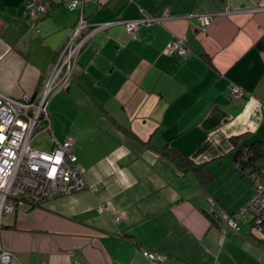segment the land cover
<instances>
[{
    "label": "crops",
    "instance_id": "0c3cea01",
    "mask_svg": "<svg viewBox=\"0 0 264 264\" xmlns=\"http://www.w3.org/2000/svg\"><path fill=\"white\" fill-rule=\"evenodd\" d=\"M26 1L0 0V92L11 97L39 92L79 16L90 26L154 21L91 34L69 85L51 97L44 151L70 138L86 187L2 215L11 264H264V225L236 217L254 187L231 196L222 185L252 182L264 166V147L255 165L235 158L244 142L264 141V0H79L73 10L72 0H43L36 16ZM180 39L186 54L169 53ZM167 145L191 169L164 155ZM205 210L236 217L240 229Z\"/></svg>",
    "mask_w": 264,
    "mask_h": 264
},
{
    "label": "built area",
    "instance_id": "2783aa9c",
    "mask_svg": "<svg viewBox=\"0 0 264 264\" xmlns=\"http://www.w3.org/2000/svg\"><path fill=\"white\" fill-rule=\"evenodd\" d=\"M80 4L81 1L72 0L68 9L73 10ZM45 10L47 4L43 0L26 1V13L29 16H36ZM165 16L167 12L162 17ZM197 16L203 25L209 23L208 14ZM158 19L160 18L155 20ZM151 21H154V18L107 21L90 26L81 15L68 34L60 58L43 84L42 90L36 95L23 94L20 97H11L0 92V220L3 214L12 212L27 202L71 194L86 187V170L77 165V156L72 152L73 144L70 138L56 143L50 151L34 148L31 146V140L39 131L50 129L47 112L49 97L69 85L80 49L91 34L119 22H123L128 32H133L140 25ZM167 51L179 55L186 54L182 39L169 43ZM242 93L241 86L232 84L233 98H238ZM260 108L264 111V101L261 102ZM248 152L246 148H242L238 158L246 160ZM251 177L254 181L252 195L236 217L249 211L252 214L253 226L260 229L264 225V168L253 172ZM236 217L224 214L220 216V220L225 222L228 228L238 231L240 228ZM143 255L151 261L163 257L148 250H143ZM13 259L14 254L0 245V264H11Z\"/></svg>",
    "mask_w": 264,
    "mask_h": 264
},
{
    "label": "trees",
    "instance_id": "16d2710c",
    "mask_svg": "<svg viewBox=\"0 0 264 264\" xmlns=\"http://www.w3.org/2000/svg\"><path fill=\"white\" fill-rule=\"evenodd\" d=\"M47 8H48V5H47ZM257 47L261 50H264V38H261L257 42ZM240 146H241L240 150L242 148H246L249 151L248 152V158L246 160L239 159L238 157H239L240 150L238 151L235 158L238 160H242V161H240V163L243 162L244 163L243 166L246 168V167L255 165L256 160L259 159V157L261 156L260 150L262 147H264V141L254 142L252 144H247L244 142V144L240 145ZM165 147L166 148L163 149V154L167 155L171 160H173L178 165V167L180 169L182 168L183 170H186L187 168H190V167H188V166H190V159H188L187 156L182 155L178 150H176L175 148H172L168 145ZM262 168H264V166L256 168L253 172H259L262 170Z\"/></svg>",
    "mask_w": 264,
    "mask_h": 264
},
{
    "label": "rangeland",
    "instance_id": "374dc122",
    "mask_svg": "<svg viewBox=\"0 0 264 264\" xmlns=\"http://www.w3.org/2000/svg\"><path fill=\"white\" fill-rule=\"evenodd\" d=\"M42 88L40 90H42ZM52 96L53 94L51 95V97ZM51 97H49V102L51 100ZM47 112H48V107H47ZM49 145H50L49 134L45 130L37 133L31 140V146H33L34 148L40 149V150H47L48 149L47 147ZM237 162H239V160H237ZM236 171H238V174L240 173L239 170L236 169ZM247 175H244L243 179L240 178V175H238V177H235L233 179H227V180L225 179L222 185L227 188L231 196H233L232 192L241 190V188H244L245 190H247L250 184H251V189H252L254 187V181L250 182L251 180L249 181V179L247 178ZM231 187L234 191L229 190ZM246 213L249 214L250 212L246 211Z\"/></svg>",
    "mask_w": 264,
    "mask_h": 264
},
{
    "label": "water",
    "instance_id": "95a60500",
    "mask_svg": "<svg viewBox=\"0 0 264 264\" xmlns=\"http://www.w3.org/2000/svg\"><path fill=\"white\" fill-rule=\"evenodd\" d=\"M206 212V216L211 220V221H214V222H219V219H220V215L218 214V212L216 210H211L209 212Z\"/></svg>",
    "mask_w": 264,
    "mask_h": 264
}]
</instances>
